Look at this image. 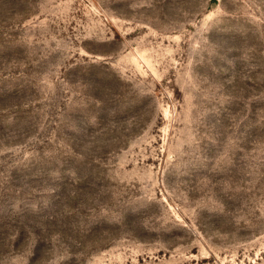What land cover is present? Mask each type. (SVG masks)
<instances>
[{
    "label": "rangeland",
    "instance_id": "1",
    "mask_svg": "<svg viewBox=\"0 0 264 264\" xmlns=\"http://www.w3.org/2000/svg\"><path fill=\"white\" fill-rule=\"evenodd\" d=\"M0 264H264V0H0Z\"/></svg>",
    "mask_w": 264,
    "mask_h": 264
}]
</instances>
